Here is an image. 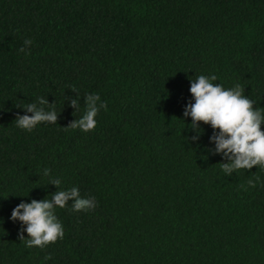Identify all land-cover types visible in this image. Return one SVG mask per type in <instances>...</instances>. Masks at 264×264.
<instances>
[{"label":"trees","instance_id":"obj_1","mask_svg":"<svg viewBox=\"0 0 264 264\" xmlns=\"http://www.w3.org/2000/svg\"><path fill=\"white\" fill-rule=\"evenodd\" d=\"M200 75L264 109V0H0V264H264V168L227 175L191 128ZM88 94L107 110L66 130ZM41 97L57 123L17 127ZM72 187L95 208L68 201L63 238L26 247L12 209Z\"/></svg>","mask_w":264,"mask_h":264},{"label":"clouds","instance_id":"obj_2","mask_svg":"<svg viewBox=\"0 0 264 264\" xmlns=\"http://www.w3.org/2000/svg\"><path fill=\"white\" fill-rule=\"evenodd\" d=\"M31 40H25L26 46L31 45ZM19 51L24 52L22 47ZM217 77L198 76L191 80L189 92L190 100L184 108L183 116L191 117V128L200 132V124L210 125L213 135L210 142H214V154L222 155L227 162L220 163L221 169L227 175L239 169L251 170L254 166L264 168V109L254 108L253 102L244 95V89L236 84L232 88H224L219 83H213ZM72 91L75 92L73 88ZM100 101L99 94H88L84 97L85 112L79 119H74L65 129H80L84 132L94 130L96 126L95 117L101 108L107 110V103ZM40 105H49L53 110L45 111L43 107L36 104L23 106L26 110L24 115L17 114L15 121L17 127L29 132L38 124L57 123V112L54 106L49 104L43 97L39 98ZM73 108L78 110V98L70 101ZM31 113V115H28ZM218 130V132L216 131ZM192 140H197L198 136H192ZM44 174L49 175V169L44 170ZM259 181V177H255ZM51 184L59 189L60 179H51ZM248 185L255 187L253 180L248 181ZM243 187V186H242ZM50 199H32L31 202H21L12 211L10 220L19 221L22 229L18 232V239L25 241L26 247L44 248L49 244H54L64 236L63 226L55 215L56 208H64L68 201H72L71 207L75 212L92 210L96 206L94 197L82 198L79 189L72 187L67 190H57L50 193ZM2 223V220H0ZM27 233V240L23 233ZM51 255H46L45 260L51 259Z\"/></svg>","mask_w":264,"mask_h":264}]
</instances>
